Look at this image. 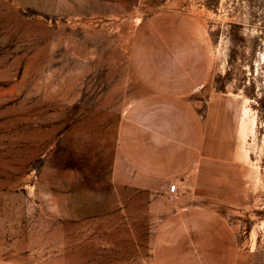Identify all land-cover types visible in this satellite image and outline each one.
Masks as SVG:
<instances>
[{"label":"rangeland","instance_id":"1","mask_svg":"<svg viewBox=\"0 0 264 264\" xmlns=\"http://www.w3.org/2000/svg\"><path fill=\"white\" fill-rule=\"evenodd\" d=\"M0 264H264V0H0Z\"/></svg>","mask_w":264,"mask_h":264},{"label":"crops","instance_id":"2","mask_svg":"<svg viewBox=\"0 0 264 264\" xmlns=\"http://www.w3.org/2000/svg\"><path fill=\"white\" fill-rule=\"evenodd\" d=\"M185 134V141L184 145L177 149V151L173 154V161L170 164L169 169L170 170H180L184 167L185 165V170H192V165L197 163L199 164L200 161V156H201V139L204 136V132L200 128L199 122L196 121V119H191L190 123L187 125V128L185 127L184 130ZM152 160V158H150ZM197 161V162H196ZM161 170H166L168 169V165L165 167H160ZM154 169V168H152ZM198 171V169H196ZM147 171H154V170H149ZM200 171V168H199ZM217 181V180H216ZM219 183V182H218Z\"/></svg>","mask_w":264,"mask_h":264},{"label":"built area","instance_id":"3","mask_svg":"<svg viewBox=\"0 0 264 264\" xmlns=\"http://www.w3.org/2000/svg\"><path fill=\"white\" fill-rule=\"evenodd\" d=\"M176 190H177V186H176V184H175V183H171V184L169 185L168 191H170V192H175Z\"/></svg>","mask_w":264,"mask_h":264}]
</instances>
